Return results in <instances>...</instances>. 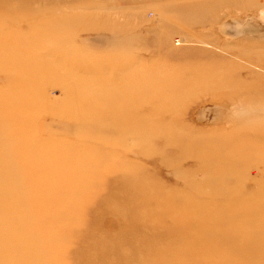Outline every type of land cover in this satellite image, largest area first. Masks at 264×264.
I'll list each match as a JSON object with an SVG mask.
<instances>
[{
	"label": "rangeland",
	"instance_id": "1",
	"mask_svg": "<svg viewBox=\"0 0 264 264\" xmlns=\"http://www.w3.org/2000/svg\"><path fill=\"white\" fill-rule=\"evenodd\" d=\"M0 264H264V0H0Z\"/></svg>",
	"mask_w": 264,
	"mask_h": 264
}]
</instances>
